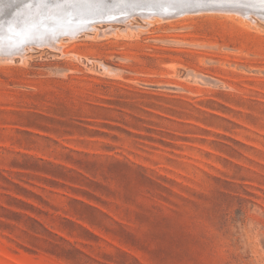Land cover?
Wrapping results in <instances>:
<instances>
[{
  "label": "rangeland",
  "instance_id": "rangeland-1",
  "mask_svg": "<svg viewBox=\"0 0 264 264\" xmlns=\"http://www.w3.org/2000/svg\"><path fill=\"white\" fill-rule=\"evenodd\" d=\"M151 1L0 54V264H264V16Z\"/></svg>",
  "mask_w": 264,
  "mask_h": 264
},
{
  "label": "bare ground",
  "instance_id": "bare-ground-1",
  "mask_svg": "<svg viewBox=\"0 0 264 264\" xmlns=\"http://www.w3.org/2000/svg\"><path fill=\"white\" fill-rule=\"evenodd\" d=\"M23 1H25V0H23ZM28 1H30V0H28ZM77 1L78 0H50V1H46V0H33L32 1L31 0L28 3L29 6H27L25 8L26 13H24L23 15L13 16V17H10L8 19H7V16H0L2 18V21H3V22H1V24L7 25V26L3 25L5 28L1 27L2 25L0 26V28H1L0 29V54H11L13 52L21 53L22 51H24L23 49H26L25 44H27V43L28 44L34 43V44L43 45V46L47 45L51 48H55L57 50H60L62 47V38H61L62 36H67L68 38L76 37V35L81 33L84 30V28L87 29V26L90 29L98 30L99 27L96 24L106 22V21H108V22L109 21H114V22L117 21L118 22V19L120 17L121 18L123 17L125 19V21L127 19V21L126 22L124 21V22H125L127 27H131V26H133V23L131 20H129V17L131 15H132V17L134 16L135 13L133 11H135L136 9L138 10V9L144 7L142 5H138L137 0H136V2H135V0H93V3L96 5L95 6L96 8L105 11V13H101V14L97 15V13L95 11H91L90 8L82 7L83 5L77 4ZM87 1H91V0H87ZM146 1H149V0H146ZM167 1L168 0H166L164 2V0H163V1L157 2L153 5H149V7L147 9H148V11L150 10L151 13H153V14H155L157 12L161 13L162 15L163 14H169L170 15V13L171 14L175 13L176 12L175 9L177 10V7L172 6V3L175 2V4L178 5L179 0H177V1L174 0V1H172V3L170 0L168 2V3H170V5L167 3ZM180 1H182V0H180ZM185 1L187 2L188 0H185ZM191 1H193V0H191ZM191 1H188L187 4H190V3L194 4ZM202 1H205V0H200L199 2L195 3V5L196 6H203V5H209V4L213 3V2L212 3H205ZM213 1H216L214 3H216L218 5L220 4V9H221V6L224 9L223 5H225L226 7L227 6L228 7H234V10L236 9V10L240 11L238 8L239 7L238 5L240 4V7H248L250 9H254L258 13H261V15L264 16V4L261 3V0H230V1H232V3H229V4L226 2L229 0H213ZM151 2L153 3L155 1L150 0V3ZM183 2L184 1L180 2V4H183ZM186 2H184V3H186ZM195 2H196V0H195ZM132 3L133 4L135 3L137 6H135V5L133 6ZM99 4H101L100 8L98 6ZM175 4H173V5H175ZM180 4H179V6H180ZM144 5H147V4H144ZM183 5H181V7ZM190 6H192V5H190ZM193 7H194V5H193ZM185 8H188V7H184V9ZM142 10H140V11H142ZM179 10H180V7H179ZM242 10H243V8H242ZM86 11H88V12H86ZM213 11H215V10H213ZM204 12H206V11H204ZM217 12H219V11H217ZM220 12H222V11H220ZM223 12H224V10H223ZM229 12L231 13L232 11L231 10L228 12L226 11L225 13H229ZM193 13H195V12H193ZM196 13H199V12L196 11ZM236 13L237 12H235V14ZM161 14H159V15H161ZM238 14H239V12H238ZM246 14H244V15H246ZM141 15L143 16L146 14L142 13ZM151 15L152 14H150L149 16H151ZM173 15L174 14H172V16L170 15L169 18L170 17H173V18L176 17V16L174 17ZM82 16H85V17H82ZM149 16H147V17L150 18ZM163 16H165L163 19L167 18L166 15H163ZM252 16H254V15L252 14ZM121 18H120V21H121ZM169 18H167V19H169ZM142 19H144V17ZM145 19H146V17H145ZM136 28H138V27H136ZM114 29L111 28V31ZM102 30H103V28H102ZM103 31H105V30H103ZM108 31H110V29ZM102 35H103V33H102ZM28 47L29 46H27V48ZM1 56L2 55H0V58H2L5 55H3L2 57ZM19 56H24V54H22V55L19 54ZM9 57L10 56H8V58ZM12 57H15V56H11V58Z\"/></svg>",
  "mask_w": 264,
  "mask_h": 264
},
{
  "label": "water",
  "instance_id": "water-1",
  "mask_svg": "<svg viewBox=\"0 0 264 264\" xmlns=\"http://www.w3.org/2000/svg\"><path fill=\"white\" fill-rule=\"evenodd\" d=\"M75 4V3H74ZM77 4H79V5H83L82 7H86V8H90L91 9V11H95L96 13H97V15H99V14H101V13H105V11L104 10H101V9H98V8H96L95 6V4L93 3V0H91V1H87V0H78L77 1ZM76 5V4H75ZM100 5L101 4H99L98 6H99V8H100ZM95 8V9H94ZM89 11V10H88ZM88 11H86V12H88ZM90 11V12H91ZM85 15V14H84ZM82 17H85V16H82Z\"/></svg>",
  "mask_w": 264,
  "mask_h": 264
},
{
  "label": "snow or ice",
  "instance_id": "snow-or-ice-1",
  "mask_svg": "<svg viewBox=\"0 0 264 264\" xmlns=\"http://www.w3.org/2000/svg\"><path fill=\"white\" fill-rule=\"evenodd\" d=\"M261 3L264 4V0H261ZM6 7H7V5H6Z\"/></svg>",
  "mask_w": 264,
  "mask_h": 264
}]
</instances>
